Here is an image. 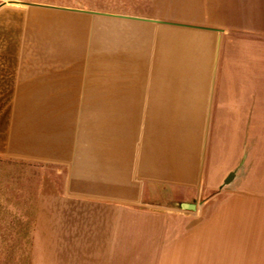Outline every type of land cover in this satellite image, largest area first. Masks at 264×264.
Returning a JSON list of instances; mask_svg holds the SVG:
<instances>
[{
	"label": "rangeland",
	"instance_id": "1",
	"mask_svg": "<svg viewBox=\"0 0 264 264\" xmlns=\"http://www.w3.org/2000/svg\"><path fill=\"white\" fill-rule=\"evenodd\" d=\"M164 4L0 0V264H264V178L244 127L221 130L215 165L236 175L211 178L195 210L165 190L132 206L70 192L76 106L116 73L117 18L101 13Z\"/></svg>",
	"mask_w": 264,
	"mask_h": 264
},
{
	"label": "crops",
	"instance_id": "2",
	"mask_svg": "<svg viewBox=\"0 0 264 264\" xmlns=\"http://www.w3.org/2000/svg\"><path fill=\"white\" fill-rule=\"evenodd\" d=\"M163 1L154 15L102 13L117 18L116 73L76 106L78 197L132 206L165 190L191 203L227 177L215 165L222 129H248L264 178V0Z\"/></svg>",
	"mask_w": 264,
	"mask_h": 264
},
{
	"label": "water",
	"instance_id": "3",
	"mask_svg": "<svg viewBox=\"0 0 264 264\" xmlns=\"http://www.w3.org/2000/svg\"><path fill=\"white\" fill-rule=\"evenodd\" d=\"M2 5H0L1 7ZM96 13H100V12H96ZM102 14V13H101ZM235 172L234 171H231L227 177L224 179V183L225 184H229L230 182L233 181L234 177H235ZM197 207V205L195 203H182L181 204V208L183 209H190V210H195Z\"/></svg>",
	"mask_w": 264,
	"mask_h": 264
},
{
	"label": "bare ground",
	"instance_id": "4",
	"mask_svg": "<svg viewBox=\"0 0 264 264\" xmlns=\"http://www.w3.org/2000/svg\"><path fill=\"white\" fill-rule=\"evenodd\" d=\"M89 59V58H88Z\"/></svg>",
	"mask_w": 264,
	"mask_h": 264
}]
</instances>
